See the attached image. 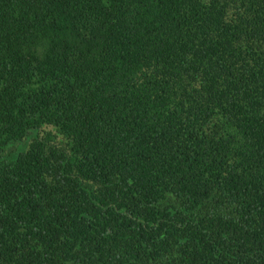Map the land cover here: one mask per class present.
I'll use <instances>...</instances> for the list:
<instances>
[{
    "label": "trees",
    "instance_id": "obj_1",
    "mask_svg": "<svg viewBox=\"0 0 264 264\" xmlns=\"http://www.w3.org/2000/svg\"><path fill=\"white\" fill-rule=\"evenodd\" d=\"M0 264H264V0H0Z\"/></svg>",
    "mask_w": 264,
    "mask_h": 264
},
{
    "label": "rangeland",
    "instance_id": "obj_2",
    "mask_svg": "<svg viewBox=\"0 0 264 264\" xmlns=\"http://www.w3.org/2000/svg\"><path fill=\"white\" fill-rule=\"evenodd\" d=\"M51 132L52 134H54V137H55V142L57 143H61V144H64L65 143V138L58 134V132L55 130L54 127H52L51 125H42L39 127L38 130H36V132H38L39 134L43 133V132ZM31 136L28 137V139H26L24 142H22L21 144H17V148H19L20 146H27L29 141L31 140Z\"/></svg>",
    "mask_w": 264,
    "mask_h": 264
}]
</instances>
